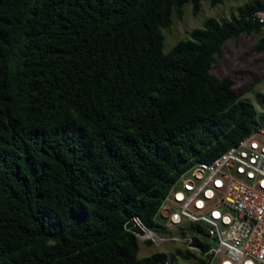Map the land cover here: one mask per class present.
<instances>
[{
  "label": "trees",
  "instance_id": "obj_1",
  "mask_svg": "<svg viewBox=\"0 0 264 264\" xmlns=\"http://www.w3.org/2000/svg\"><path fill=\"white\" fill-rule=\"evenodd\" d=\"M188 1L197 14L201 0H0V264L170 255L139 256L123 221L153 225L187 167L250 130L254 107L211 68L228 39L264 29V0H248L163 51Z\"/></svg>",
  "mask_w": 264,
  "mask_h": 264
},
{
  "label": "built area",
  "instance_id": "obj_2",
  "mask_svg": "<svg viewBox=\"0 0 264 264\" xmlns=\"http://www.w3.org/2000/svg\"><path fill=\"white\" fill-rule=\"evenodd\" d=\"M253 18L264 27V6L254 9ZM152 221L132 213L122 225L151 244L184 243L198 254L196 264H264V111L237 143L187 167ZM153 264L177 263L167 256Z\"/></svg>",
  "mask_w": 264,
  "mask_h": 264
},
{
  "label": "rangeland",
  "instance_id": "obj_3",
  "mask_svg": "<svg viewBox=\"0 0 264 264\" xmlns=\"http://www.w3.org/2000/svg\"><path fill=\"white\" fill-rule=\"evenodd\" d=\"M248 0H220L212 4L211 0H201L197 14L192 13L190 1L183 6L184 12L181 18L173 13V22L168 27H163L164 33L163 51L169 50L179 39L189 36L193 27L201 26L207 17L218 19L229 18L237 12ZM260 32L242 33L236 39H228L222 47L221 54L211 68L213 74L219 77L229 76L233 80L236 90H242V97L249 101L256 112L264 111V49L257 51L255 46ZM139 242V256L150 254L154 251L175 253L171 256L177 264H196L197 253L186 249L184 243L165 242L160 245L151 244L148 241ZM179 248L182 253L175 252ZM188 255H184L185 252Z\"/></svg>",
  "mask_w": 264,
  "mask_h": 264
}]
</instances>
